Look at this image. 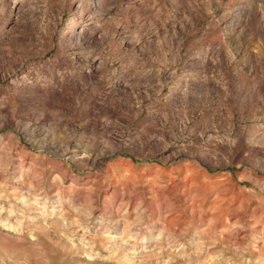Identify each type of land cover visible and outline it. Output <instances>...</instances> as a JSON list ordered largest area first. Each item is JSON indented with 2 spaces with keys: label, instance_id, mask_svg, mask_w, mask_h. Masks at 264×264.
Instances as JSON below:
<instances>
[{
  "label": "rangeland",
  "instance_id": "obj_1",
  "mask_svg": "<svg viewBox=\"0 0 264 264\" xmlns=\"http://www.w3.org/2000/svg\"><path fill=\"white\" fill-rule=\"evenodd\" d=\"M0 264H264V0H0Z\"/></svg>",
  "mask_w": 264,
  "mask_h": 264
},
{
  "label": "bare ground",
  "instance_id": "obj_2",
  "mask_svg": "<svg viewBox=\"0 0 264 264\" xmlns=\"http://www.w3.org/2000/svg\"><path fill=\"white\" fill-rule=\"evenodd\" d=\"M91 30V29H90Z\"/></svg>",
  "mask_w": 264,
  "mask_h": 264
}]
</instances>
